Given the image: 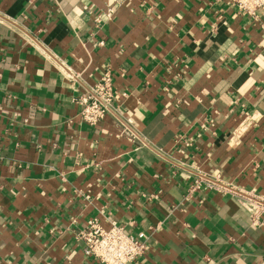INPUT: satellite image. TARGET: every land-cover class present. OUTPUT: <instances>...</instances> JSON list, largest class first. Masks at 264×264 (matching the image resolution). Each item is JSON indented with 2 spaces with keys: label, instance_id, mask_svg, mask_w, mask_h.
Wrapping results in <instances>:
<instances>
[{
  "label": "crops",
  "instance_id": "0c3cea01",
  "mask_svg": "<svg viewBox=\"0 0 264 264\" xmlns=\"http://www.w3.org/2000/svg\"><path fill=\"white\" fill-rule=\"evenodd\" d=\"M106 73L90 127L75 99ZM200 175L236 192L190 193ZM263 200L264 9L0 0V264H99L94 219L148 236L132 264H264Z\"/></svg>",
  "mask_w": 264,
  "mask_h": 264
},
{
  "label": "built area",
  "instance_id": "2783aa9c",
  "mask_svg": "<svg viewBox=\"0 0 264 264\" xmlns=\"http://www.w3.org/2000/svg\"><path fill=\"white\" fill-rule=\"evenodd\" d=\"M238 12L248 17H255L257 12L264 9V0H229ZM110 10L107 17L112 16ZM97 23L100 20L97 19ZM70 80H76V76L70 74ZM114 101L113 80L110 74L93 86L86 95L75 99V103L81 106L80 119L83 124L97 127L105 117L112 112ZM218 191L235 193L231 186H226L218 179L207 176H198L190 187V193H206ZM255 208L249 209L252 225L264 232V200L257 201ZM79 240L84 243V255L93 258L99 264H132L145 255L148 248V236L128 235L124 228L114 222L107 228L94 219L81 232Z\"/></svg>",
  "mask_w": 264,
  "mask_h": 264
}]
</instances>
